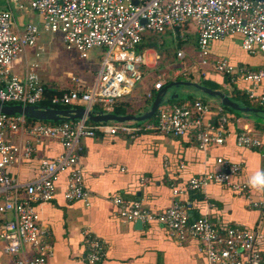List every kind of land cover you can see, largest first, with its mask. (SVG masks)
<instances>
[{"label": "built area", "instance_id": "obj_1", "mask_svg": "<svg viewBox=\"0 0 264 264\" xmlns=\"http://www.w3.org/2000/svg\"><path fill=\"white\" fill-rule=\"evenodd\" d=\"M1 3L4 4L0 7L1 104L39 106L40 102L48 100L55 106L109 110L144 78V68L150 59L149 53L140 49L144 35L182 29L191 22L197 37L198 57L190 64L195 71L209 64L211 42L229 35H240L241 47L248 53L264 52V0H0ZM10 6L31 9L40 22H16ZM42 31L58 35L66 50L76 51L82 59L88 57L92 48H104L95 81L87 84L72 76V88L57 91L46 99L45 85L38 73L41 65L38 60L47 51L39 44ZM30 47L34 48L38 60L20 75L14 72L13 66ZM185 55L182 48L176 52L181 60ZM214 67L232 83L241 78L251 84H264V66H234L228 59L221 58L215 60ZM224 85L225 90H231L229 83ZM162 86L163 76L157 75L153 89L159 90ZM244 94L257 105H264V93L246 89ZM145 95L153 96L151 91ZM162 105L152 120L108 121L94 125L85 118L49 124L39 120L30 122L33 119L23 115L0 113V241L3 252L12 258L11 264H46L51 246L48 230L39 224L35 204L53 199L55 181L62 171H70L64 197L89 204V191L84 186L79 161L82 137L98 132L129 138L146 132L191 135L202 150L225 142L229 118L222 105L212 106L199 99ZM213 108L215 118L205 120V114ZM235 137L239 146L264 145L247 128L238 131ZM44 140L59 141L62 153L54 158H39L37 174L29 181L12 176L10 166L36 157L35 145ZM217 162L221 168L216 172L191 177L184 185L172 184L173 196L189 191L204 194L209 183L217 182L249 197L247 186L232 178L239 174L240 166L222 158ZM113 201L124 221L162 224L178 242L198 240L206 254V264H264V252L258 245L262 239L260 233L239 226L221 229L206 215L192 218L179 199L159 211L147 209L139 200L127 202L114 197ZM104 254L100 239L87 234L88 262H99Z\"/></svg>", "mask_w": 264, "mask_h": 264}, {"label": "crops", "instance_id": "obj_2", "mask_svg": "<svg viewBox=\"0 0 264 264\" xmlns=\"http://www.w3.org/2000/svg\"><path fill=\"white\" fill-rule=\"evenodd\" d=\"M2 6L4 4L1 3L0 7ZM11 11L16 22H40L36 14L32 18H27L32 13L29 8L21 10L11 7ZM47 35L49 34L42 31L39 38V44H43L46 50L51 48L50 38ZM185 36L181 35L182 40L186 39ZM188 38L191 39L190 47L188 46L190 51L184 49L185 57H188V62L186 61L184 66L187 71L182 70L184 73L176 74L174 81H179L176 80L178 76H184L186 79L181 80L200 84V81L207 79L220 84L224 74L215 69L214 62L221 58L228 59L234 66L251 68L264 66V52L244 51L240 43L241 36L233 34L212 41L209 49V64L195 71L190 67L191 62L198 57L195 30L188 34ZM143 49L147 51L145 47ZM49 51H46L47 55ZM47 55L42 56L44 61L38 69L46 87L57 90L72 88V76L79 77L87 84L92 83L90 79L93 72L87 66L82 67V75L73 73L68 79H60L58 82L47 81L42 74ZM184 59L181 60L182 63L185 62ZM34 61H36L35 50L30 47L19 57L13 70L23 74ZM95 68L97 72L99 68L97 66ZM153 71L149 70L144 74L142 85L118 100L128 102L131 110L140 111L134 114L148 110L158 91L153 89V84L157 80V74ZM167 83L170 82L163 78V86ZM224 86L221 90H225ZM178 87L196 89L192 86H172L167 91L163 105L178 101L190 103L188 96L201 97L204 102L212 106L220 105L217 98L209 97L211 101H206L194 91L186 92L181 97L177 92ZM230 89L242 93L246 89L264 93V84H251L237 78L233 83L231 82ZM148 91L152 92L151 98L145 95ZM174 99H177V102ZM112 107L109 110L100 108L97 112H112ZM224 111L229 118L226 124L225 142L222 145L210 146L206 150L199 149L191 135L173 136L146 132L129 138L121 134L98 132L94 136L82 137L79 161L84 186L89 191V204L86 205L80 200H67L64 197L68 187L69 170L62 171L58 175L53 199L35 204L39 224L48 230V241L51 246V254L47 257L46 264H90L87 260V234L99 238L105 249L104 257L94 264L207 263L206 254L198 240L187 239L178 242L162 224L155 222L141 224L137 221L122 220L117 213L114 197H120L127 202L139 200L151 211L164 210L179 199L187 206L192 218L206 215L221 229L227 226H239L260 233L262 239L258 245L264 252V190L253 189L247 183L248 177L254 171L264 170V145L258 148L239 146L235 137L238 131L247 128L264 142V116L261 118L259 116L262 113L254 111L233 110L232 112L225 109ZM215 115L213 108L205 114L204 119L213 120ZM35 148L36 157L10 166L9 172L12 176H16L21 181H29L37 174L39 158H54L63 151L62 144L57 140H44L37 143ZM218 158L240 166L239 174L232 178L233 181L247 186L249 197L217 182L209 183L206 192L201 194L202 198L199 200L191 199L190 193L179 197L173 196L172 184L184 185L191 177L216 172L221 168L217 162ZM2 247L3 243L0 241V264H11L12 258L3 252Z\"/></svg>", "mask_w": 264, "mask_h": 264}, {"label": "rangeland", "instance_id": "obj_3", "mask_svg": "<svg viewBox=\"0 0 264 264\" xmlns=\"http://www.w3.org/2000/svg\"><path fill=\"white\" fill-rule=\"evenodd\" d=\"M29 10L31 11V9ZM31 12L32 13H30V15L27 16V18L34 17L35 12L34 11H31ZM194 30H195L194 24L191 22L184 27L182 32L179 31L178 34L169 35V34L161 33V34H158L157 36H154V41L157 47L156 48H146L149 53L151 52V54H149L148 57L152 59L151 60L149 59L148 66L144 69V71L146 70L145 73L148 72L149 70H152V71L154 70L157 75L162 74L165 81H170V82L174 81L175 80L174 76L176 74H181L186 64V61L188 62V57L186 56L184 59L185 62L182 63L181 59L176 57V52L179 48L190 51V48H188V46L191 42V39L188 38V34ZM182 34L184 36L186 35L185 40H182L181 38ZM47 36L48 38H50L51 48L47 49V51L50 50L48 55L47 53L43 54V55H47V60H46V63L43 64L44 69L42 70V74H44L47 81L49 82L57 81L58 82V80L60 79H65V78L68 79V77L73 73L82 75V71H83L82 67L84 66H87V68H89V70L93 72L92 79L90 80L92 82L95 81L96 75H97L95 72V69H96L95 67L96 66L98 68L100 67L101 60L105 54L104 48L94 47L88 52V59L87 58L82 59L79 57L76 51L66 50L64 45L61 43L60 37L58 35H51V36L47 35ZM155 56H157L156 59H155ZM41 58H39V60L36 59L39 61L40 64L42 61H44V58H42V60ZM154 71L153 73H155ZM182 77L185 78L184 76ZM194 78H196V75L194 76ZM143 82H144V79L137 85L136 88L142 85ZM193 91L203 96V98L206 101L207 100L211 101L210 98H213L211 96L204 94L198 89H192L190 87H178L177 88V92L181 95V97L186 92H193Z\"/></svg>", "mask_w": 264, "mask_h": 264}, {"label": "water", "instance_id": "obj_4", "mask_svg": "<svg viewBox=\"0 0 264 264\" xmlns=\"http://www.w3.org/2000/svg\"><path fill=\"white\" fill-rule=\"evenodd\" d=\"M192 86L204 94L215 97L219 100L220 105L228 107L236 111H254L262 113L259 117L263 118L264 110L257 108H251L249 106H241L240 103L233 101L223 90L211 89L197 82L179 80L167 83L155 94L154 99L148 110L141 114H115L113 112H96L94 110H87L84 107L77 108H53L48 106L38 105H22V104H1L0 113L8 115H23L29 119L39 121H58V120H77L87 119L93 122H125V121H145L153 117L158 107L163 103V100L167 94V91L172 86ZM142 224L141 221H137Z\"/></svg>", "mask_w": 264, "mask_h": 264}, {"label": "trees", "instance_id": "obj_5", "mask_svg": "<svg viewBox=\"0 0 264 264\" xmlns=\"http://www.w3.org/2000/svg\"><path fill=\"white\" fill-rule=\"evenodd\" d=\"M181 29L180 28H176L174 30H166L165 32H163V34H169V35H175V34H178L179 31ZM158 34H161V33H156V34H145L144 35V43L141 45L140 49L145 47V48H156L157 45L154 41V36H157ZM181 79H184L182 76H178L176 78V80H181ZM167 82H170V81H167ZM220 84H217L215 83L214 81H210V80H207V79H203L202 81H200V84L201 85H204L206 87H209L211 89H223V83H229L231 84L230 82V79L228 76H225L223 75L222 77V81L219 82ZM64 90V89H63ZM59 91L61 90H57V89H53V88H49V87H46L45 86V98H50L51 96H53L54 94L58 93ZM224 92L233 100V101H236L244 106H250V107H253V108H257L259 110H264V105L263 106H259L257 105L255 102H252L250 101L246 95L242 92H240L239 90H236V89H231V90H224ZM188 99H190V102L196 100V99H199V100H202L203 99L201 97H194V96H188ZM174 101L177 102V99H174ZM180 101H178L177 103H179ZM39 106H48V107H53V108H77V107H80L79 105H76V106H71V105H66V106H61V105H51L50 102L48 100H44L42 102L39 103ZM129 103L128 102H124V101H117L111 111L115 114H134V113H139L140 111L139 110H131L130 107H129ZM223 109L225 110H228V111H232L234 112L233 110H231L230 108L228 107H224L223 106ZM94 110L97 112L98 110H100V108L98 107H95ZM155 115L153 117H151L150 119L148 120H152L154 119ZM30 122H33L34 120H29ZM61 121H64V120H58V121H42V122H45V123H49V124H56V123H59ZM75 121V120H74ZM89 121V120H88ZM90 124L94 125V124H98V123H102V122H93V121H89ZM105 123V122H103ZM187 193H190L191 195V199H201L202 196L200 193L198 192H194V191H189Z\"/></svg>", "mask_w": 264, "mask_h": 264}, {"label": "clouds", "instance_id": "obj_6", "mask_svg": "<svg viewBox=\"0 0 264 264\" xmlns=\"http://www.w3.org/2000/svg\"><path fill=\"white\" fill-rule=\"evenodd\" d=\"M248 185L257 190H264V170L254 171L247 180Z\"/></svg>", "mask_w": 264, "mask_h": 264}]
</instances>
